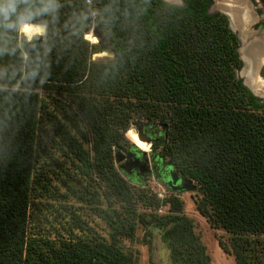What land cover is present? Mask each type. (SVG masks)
Returning a JSON list of instances; mask_svg holds the SVG:
<instances>
[{
  "label": "trees",
  "instance_id": "1",
  "mask_svg": "<svg viewBox=\"0 0 264 264\" xmlns=\"http://www.w3.org/2000/svg\"><path fill=\"white\" fill-rule=\"evenodd\" d=\"M210 1L0 2L15 9L0 13V264H139L125 243L137 222L163 230L173 261L212 264L179 195L161 200L116 168L117 150L140 146L139 121L196 181V209L228 234L219 246L235 264H264V97L238 76L239 38ZM29 23L45 25L39 63L19 44L20 28L39 33ZM53 168L59 196L107 204L108 237L73 210L61 227L32 225L34 199L56 195Z\"/></svg>",
  "mask_w": 264,
  "mask_h": 264
},
{
  "label": "rangeland",
  "instance_id": "2",
  "mask_svg": "<svg viewBox=\"0 0 264 264\" xmlns=\"http://www.w3.org/2000/svg\"><path fill=\"white\" fill-rule=\"evenodd\" d=\"M221 1V0H219ZM218 0H211L209 4V11H220L218 7ZM249 1V0H248ZM2 2V0H0ZM171 2H175L176 4H181L182 0H174ZM247 3V1H246ZM256 18L254 15H249L248 19ZM233 19V18H232ZM257 18L254 22H257ZM235 22V20H233ZM251 20L245 25V29L250 30L249 27L254 30L255 34L258 35L260 33L261 36H264V29H260L259 26L253 25ZM42 24V23H41ZM234 24V23H233ZM44 25V24H43ZM236 26V25H235ZM38 29L39 33L41 29L35 25ZM23 33L29 38L33 36L35 33H32L27 30H22ZM87 34H90L89 40L96 42L98 37L94 34L92 28L89 29ZM86 37V34H85ZM96 37V39L94 38ZM87 38V37H86ZM101 47L107 48V43L100 42ZM110 52H112L110 50ZM112 55V54H111ZM111 55H93L94 58H102L103 56H111ZM243 65V64H242ZM237 70V74L239 76V70H244L245 66H242ZM244 79L247 81L245 75ZM259 76L264 80V63L259 68ZM256 92L258 95L264 97V87L262 89H257ZM132 127L136 130V124L132 123ZM137 140L140 143L138 147L146 151V156H149L151 150V144L149 143L146 147V141L142 140L138 137L137 131ZM158 139L157 146L154 147V151L159 154L161 151V142L162 138L160 135L156 136ZM130 140V139H129ZM130 142H132L130 140ZM141 147V148H140ZM119 160L115 158V166L119 170L120 174L132 185L134 188L141 187L143 185L140 184L139 181H142L145 185L144 187L148 188V190L152 192H156L157 196L162 200L166 198L169 194L175 193L178 194L179 197L183 200L184 210L187 215L191 216L194 219V230L197 234L201 236L202 241L206 244L207 252L210 254L211 263L212 264H235L234 256L231 252L224 251L218 244L217 235L221 236L222 239L227 240L228 234L222 228H213L207 222L205 216H203L197 209L195 205V199L200 196V191L196 184V181L192 179L193 184L195 185L193 189L188 190H174L168 188L161 178H157L156 175L149 173L144 175H138V170H135L133 173H130L125 167L121 165L124 163V157H127L128 151L126 149L117 150ZM58 160H61V157H58ZM168 160V157H164V161ZM126 161V160H125ZM69 164V161L65 162V166ZM70 170H73V165L70 164ZM51 185L54 194L53 197H36L34 199L35 203L33 206V217H32V225L37 226H45L49 227L50 224L61 227L64 219L69 218L68 210H73L75 214L80 215L84 221H87L88 224L93 226L99 233L108 237L109 227L105 224L101 211L102 208L107 209V204L105 202H95L94 204H89L85 200L76 199L73 195L68 196L66 198H62L58 195V192L64 189V186L61 184V175L58 170L51 169ZM160 174H158L159 176ZM135 179L139 180L136 181ZM94 186L96 184H93ZM92 189H95L93 187ZM100 190V189H98ZM67 208H65V204ZM168 208V204H160L156 211L159 213L165 212ZM151 208L138 206V210L140 211H149ZM146 230V232H145ZM163 230L156 225L152 224L145 228L140 222H137L135 229V240H125V243L129 246H132L134 249H137L139 256V264H150V259L153 260L154 264H181L180 262L173 261L171 257V252L168 247L167 241L163 238L162 235ZM150 243V247L148 243Z\"/></svg>",
  "mask_w": 264,
  "mask_h": 264
},
{
  "label": "water",
  "instance_id": "3",
  "mask_svg": "<svg viewBox=\"0 0 264 264\" xmlns=\"http://www.w3.org/2000/svg\"><path fill=\"white\" fill-rule=\"evenodd\" d=\"M164 1L170 2V3H175V2H171L170 0H164ZM222 12L228 17L229 25L236 32V34L239 38V45L237 47V52H238L239 57L242 60V64H243L242 66H244L245 60H244V57H243L242 51H241L242 46L244 45V41H243L242 37L240 36V32L236 31V29H234V27L231 25V21H230L229 16L227 15V13L224 11H222ZM254 20H251L252 23L254 22ZM249 28H250L251 32L253 34H255L254 30H252L251 27H249ZM89 29L90 28H87L86 32H88ZM44 32H45V25L43 26V33H36L33 36H31V38H27V36L19 29V44L22 48V51L24 52V55L31 57V59H33L37 63H39L41 61V54H42L43 45H44ZM96 42H98L99 45H100V42L107 43V45H108L107 48H109L111 50L110 45L104 39L98 38ZM102 48H105V47H101V45H100L99 52L101 51ZM239 77L242 78L243 83L255 95L262 97V96L258 95V93L245 81L244 77L241 74V70H239ZM135 124H136V131H137L138 137L142 140L147 141L148 143H152V141L154 139V135L151 131L145 130L146 124L144 122H141V121L136 122ZM156 146H157V141H156V144H151L150 152H152V150ZM130 152L134 153V155H135L134 161L140 163V167L138 169L141 171V174L144 173L145 168L148 166L147 165L148 156H146V151L141 150L136 146V147H134L133 150L129 151L128 153H130ZM163 157H164V154L161 153L160 158L162 159ZM115 158H116V160H119L118 154H116ZM121 166L125 167L124 163ZM161 178L167 186H169L171 189H174V190H188V189H193V187L195 186L192 182V179L182 176L179 172H177L174 169L170 160H166L165 171L162 173Z\"/></svg>",
  "mask_w": 264,
  "mask_h": 264
},
{
  "label": "bare ground",
  "instance_id": "4",
  "mask_svg": "<svg viewBox=\"0 0 264 264\" xmlns=\"http://www.w3.org/2000/svg\"><path fill=\"white\" fill-rule=\"evenodd\" d=\"M170 1H174V0H170ZM218 7L220 10L227 13V15L230 18L231 25L234 27V29H236V31L240 32V36L242 37V39L244 38V45L242 46L241 51L245 60L244 61L245 69L241 70L242 76L243 75L246 76L247 78L246 82L255 91L257 89H262L264 87V80L259 76V68L264 63V41L259 40L257 35L253 34L251 30L248 29L247 31V29H245V25L248 22V20L255 19V18L248 19L250 12L248 10L246 0H221L218 2ZM233 20H235V22ZM243 27H244V32L242 30ZM148 144L149 143L146 141V147H148L147 146Z\"/></svg>",
  "mask_w": 264,
  "mask_h": 264
},
{
  "label": "flooded vegetation",
  "instance_id": "5",
  "mask_svg": "<svg viewBox=\"0 0 264 264\" xmlns=\"http://www.w3.org/2000/svg\"><path fill=\"white\" fill-rule=\"evenodd\" d=\"M246 1H247V6H248V10L250 14L254 15L258 19L256 20L257 22H254L253 25L259 26L260 29H264V2L263 0H249V1L246 0ZM242 30L244 32V27ZM261 34L262 33L258 34L259 36L257 35V37L259 38V40L264 41V36H261ZM243 41H244V38H243ZM145 130L148 131L147 128ZM152 133L154 134V132ZM154 139H157L155 135H154ZM160 155H161L160 153L157 154L154 150H152V152L149 153L148 161H147L148 166L145 168V171L142 174H141V171L138 169L140 167V163L134 161V158H135L134 153L130 152L128 153L127 157H124V166L130 173H133L135 170H138L139 172L138 175L152 173L156 175L157 178H161L162 173L165 171L166 160L164 161V157L161 159ZM158 174L160 175L158 176Z\"/></svg>",
  "mask_w": 264,
  "mask_h": 264
},
{
  "label": "clouds",
  "instance_id": "6",
  "mask_svg": "<svg viewBox=\"0 0 264 264\" xmlns=\"http://www.w3.org/2000/svg\"><path fill=\"white\" fill-rule=\"evenodd\" d=\"M15 11L14 7H9L7 9L0 7V13H3L4 15H8L10 12Z\"/></svg>",
  "mask_w": 264,
  "mask_h": 264
},
{
  "label": "built area",
  "instance_id": "7",
  "mask_svg": "<svg viewBox=\"0 0 264 264\" xmlns=\"http://www.w3.org/2000/svg\"><path fill=\"white\" fill-rule=\"evenodd\" d=\"M87 2H90V0H86Z\"/></svg>",
  "mask_w": 264,
  "mask_h": 264
}]
</instances>
